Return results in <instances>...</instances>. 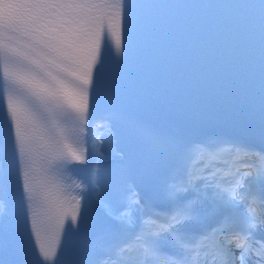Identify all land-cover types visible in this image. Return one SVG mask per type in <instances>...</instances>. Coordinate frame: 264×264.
Here are the masks:
<instances>
[{"label":"snow or ice","instance_id":"6c2138e0","mask_svg":"<svg viewBox=\"0 0 264 264\" xmlns=\"http://www.w3.org/2000/svg\"><path fill=\"white\" fill-rule=\"evenodd\" d=\"M125 21L131 52L130 0H0V264H264V50L258 79L215 43L148 69L258 109L230 134L113 89Z\"/></svg>","mask_w":264,"mask_h":264}]
</instances>
